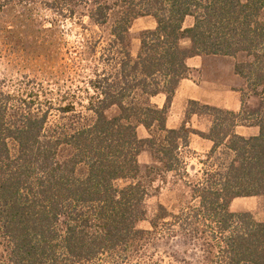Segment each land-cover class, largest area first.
<instances>
[{"label": "trees", "instance_id": "obj_1", "mask_svg": "<svg viewBox=\"0 0 264 264\" xmlns=\"http://www.w3.org/2000/svg\"><path fill=\"white\" fill-rule=\"evenodd\" d=\"M139 17L155 28L133 57ZM196 56L235 60L241 109L188 102L184 123L167 129ZM262 88L264 0H0V264H161L150 242L178 238L203 247L204 264H264V219L229 211L259 197L264 213ZM160 94L161 109L150 102ZM251 96L259 107L245 114ZM192 115L210 123L207 135L186 127ZM239 126L258 135L238 136ZM192 134L212 143L195 184L185 180ZM157 174L183 183L191 202L176 214L159 205L141 230L145 180Z\"/></svg>", "mask_w": 264, "mask_h": 264}, {"label": "crops", "instance_id": "obj_2", "mask_svg": "<svg viewBox=\"0 0 264 264\" xmlns=\"http://www.w3.org/2000/svg\"><path fill=\"white\" fill-rule=\"evenodd\" d=\"M189 28L192 25V19L187 18L184 22ZM183 49H189L190 43L188 40H183ZM234 59L218 57V56H196L186 60V67L190 70L189 78L183 79L178 84V87L172 98L167 118L166 128L170 130L178 129L184 123V116L188 102H197L201 105L217 108L229 112H239L241 109V95L246 91V85L243 80L239 79L233 72ZM258 92L264 94V88L258 89ZM259 101L258 97L251 96L246 101ZM166 98L163 94L151 98V104L159 109L165 105ZM245 107V106H244ZM186 127L207 135L210 129V123L204 119H200L192 115ZM235 133L238 136L249 138L258 135L257 127L235 128ZM137 136L139 139L147 137V133L143 127H138ZM212 143L205 138L196 134H192L188 140V153L190 157H195L192 160H203L210 151ZM151 164V158H150ZM149 164V165H150ZM258 197L234 199L230 206H243L242 211L233 213L247 212L248 203L239 202V200H249Z\"/></svg>", "mask_w": 264, "mask_h": 264}, {"label": "rangeland", "instance_id": "obj_3", "mask_svg": "<svg viewBox=\"0 0 264 264\" xmlns=\"http://www.w3.org/2000/svg\"><path fill=\"white\" fill-rule=\"evenodd\" d=\"M38 3L49 2L51 0H36ZM88 1V0H85ZM91 1V0H89ZM115 0H112L114 2ZM245 1V0H242ZM84 24L88 23L87 19H84ZM188 22L184 24L186 28ZM70 27V23H68ZM75 27V26H74ZM155 28V21L151 17H139L134 20L129 30V51L133 57L136 56L139 50V37L142 32L153 30ZM76 29V28H74ZM92 32H97L94 38H97L99 34L97 29H93ZM70 42L73 41L72 37H69ZM181 43V47H183ZM240 59V58H239ZM244 82V81H243ZM245 84V83H244ZM245 102V114H252L259 107V101H244ZM113 111L107 113L108 117H112ZM195 157L190 154L186 155V181L195 184L199 180L200 175L197 172L200 170L199 160H192ZM150 155L147 151H143L138 157V163L142 172L150 164ZM145 184L148 190V196L146 198L147 206V219L144 222H140L137 225L138 229L149 230L148 222L156 213V209L159 205L163 206L168 212L176 214L180 209L184 208L185 205L191 202V193L186 186L179 182L172 175L157 174L148 177L145 180ZM121 185V184H120ZM240 199V198H238ZM239 202L248 203L247 209L250 210V214L257 222H262L264 219L263 207L261 199L254 198L249 200H239ZM243 206L231 207L230 212L242 211ZM245 213V212H241ZM0 245V254H1ZM150 253L158 254L162 258L161 264H204L205 255L203 253L204 248L194 246L190 241L182 238L173 239L171 241L162 239L158 241H151L149 247ZM158 256V257H159Z\"/></svg>", "mask_w": 264, "mask_h": 264}]
</instances>
